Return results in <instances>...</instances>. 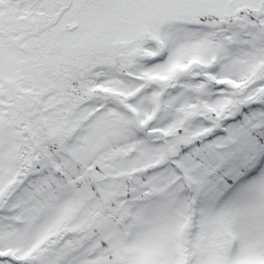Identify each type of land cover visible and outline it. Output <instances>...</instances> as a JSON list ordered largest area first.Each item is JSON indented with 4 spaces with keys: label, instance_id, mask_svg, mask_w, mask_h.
Returning <instances> with one entry per match:
<instances>
[{
    "label": "snow or ice",
    "instance_id": "obj_1",
    "mask_svg": "<svg viewBox=\"0 0 264 264\" xmlns=\"http://www.w3.org/2000/svg\"><path fill=\"white\" fill-rule=\"evenodd\" d=\"M0 264H264V0H0Z\"/></svg>",
    "mask_w": 264,
    "mask_h": 264
}]
</instances>
